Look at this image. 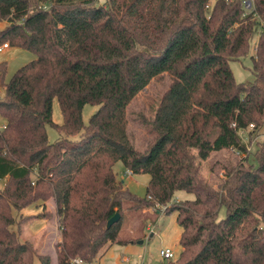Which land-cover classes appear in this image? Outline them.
<instances>
[{
    "label": "trees",
    "instance_id": "trees-1",
    "mask_svg": "<svg viewBox=\"0 0 264 264\" xmlns=\"http://www.w3.org/2000/svg\"><path fill=\"white\" fill-rule=\"evenodd\" d=\"M0 22V45L36 54L9 80L0 63V264H51L12 228L14 209L51 199L57 264H94L142 239L147 223L136 237L125 220L141 210L156 221L162 205L183 228L167 264H264V0L250 11L242 0H0ZM256 37L254 80L239 82L230 62ZM165 75L138 147L127 107ZM86 104L98 106L87 123ZM47 125L61 137L51 142ZM119 161L149 174L144 196L118 177ZM179 190L194 196L176 199Z\"/></svg>",
    "mask_w": 264,
    "mask_h": 264
},
{
    "label": "rangeland",
    "instance_id": "rangeland-1",
    "mask_svg": "<svg viewBox=\"0 0 264 264\" xmlns=\"http://www.w3.org/2000/svg\"><path fill=\"white\" fill-rule=\"evenodd\" d=\"M100 1L103 3L106 2V0ZM6 25V22H0V28L5 27ZM256 41L257 37L254 39V43L251 45L248 55L230 62L234 76L239 82L250 83L254 80L251 54L255 53ZM34 58H36L34 52L22 47L10 45L9 47L4 48L0 51V63L6 62L7 69L5 79L9 80L20 66ZM168 81L169 77L167 75L162 78H153L151 82L132 99L127 107L129 117L128 133L132 142L138 147L148 145V142L151 139V134L148 130L145 119L152 116L153 109L157 105L160 94L163 92ZM3 95L4 88L0 85V98H2ZM97 107V105L92 104L85 105L83 111L85 123L89 121L91 114L97 109ZM53 120L57 123L63 121L61 107L57 98H55L53 102ZM5 122V116L0 113V128H2V124ZM47 133L51 142H54L61 137L60 131L50 125H47ZM256 139H264V127L261 128L260 134ZM250 146L252 147V150H255L257 147L256 144ZM122 167V163L120 161L117 162L115 167L116 170L120 172ZM123 175L126 177L123 179H125L127 186H129L133 192L139 196L145 195L146 183L149 178L148 173L132 175L124 173ZM193 196V193L184 190H179L175 194L176 199L191 198ZM163 207L165 206H160L161 209ZM149 209L152 211V207ZM13 213L15 216V224H13L12 228L18 233L19 237L24 241L29 240L32 242L38 252L50 254L51 264H57L55 247L56 243L61 240V232L54 201L52 199L49 200L44 207L39 205L36 206V204L33 203L20 210L14 209ZM44 213L47 214L44 215ZM141 213H143L141 210L133 211L132 217L125 220L124 227L122 226L125 233L132 234L134 231L135 233H133V236L137 237L141 235V231H139L141 226L144 227L146 223L153 224L154 229L150 232L147 231V233L145 231L147 236L139 239L143 240V242L134 243L135 249L141 254L138 255L137 252L128 253L127 244H114V254L112 256H106L104 258V264H167L170 260L178 257L175 253L177 257L167 260L159 255V249L164 242V235L167 233V225L169 227L168 221L171 220V216H164L162 218L157 216L156 221L151 222V217H149V219L140 218L144 217ZM153 232H155V234L151 235ZM176 246H178V244ZM128 254L131 258H138V261L127 262L125 257Z\"/></svg>",
    "mask_w": 264,
    "mask_h": 264
},
{
    "label": "crops",
    "instance_id": "crops-1",
    "mask_svg": "<svg viewBox=\"0 0 264 264\" xmlns=\"http://www.w3.org/2000/svg\"><path fill=\"white\" fill-rule=\"evenodd\" d=\"M7 47H9V46H6L5 48H7ZM4 124L5 123L2 124V127L4 126ZM121 170H122V168H121ZM124 173H125V171L122 170L121 173H120V175H118V177H120V178H126L123 175ZM124 181H125V179H124ZM147 182H148V180H147ZM125 185L127 186L126 181H125ZM156 208L157 207H154V208H152V210H154ZM163 208L162 209L161 208H157L158 209L157 210L158 217L159 218H162L164 216H169L170 215L171 216V220L168 221L170 228L167 225V233H165V235H164V242L162 243L161 247H164V246L165 247L166 246L167 247H172L174 249L175 253L178 254L180 252L181 248H182L181 245H180V243H179V241H180V237H181L182 232H183V228L176 221L177 212H174V213H171V214H165ZM153 229H154L153 228V224L149 223V224H147L145 231L147 233V231L150 232ZM153 234H155V232H153L151 235H153ZM60 238H61V236H60ZM136 242H138V241H136ZM134 243H135L134 241H131V242L127 243V251H128V253H135V252H137V254L140 255L141 253L137 249H135V247H134L135 244ZM177 244H178V246H176ZM113 254H114V248H113V245H111L110 247H108L106 249V251H104V253L100 257L97 258V260L95 261L94 264H104V258L106 256H108V255L109 256H112ZM125 259H126L127 262H132V261L137 262L138 261V258H131L129 256V254L125 257Z\"/></svg>",
    "mask_w": 264,
    "mask_h": 264
},
{
    "label": "built area",
    "instance_id": "built-area-1",
    "mask_svg": "<svg viewBox=\"0 0 264 264\" xmlns=\"http://www.w3.org/2000/svg\"><path fill=\"white\" fill-rule=\"evenodd\" d=\"M253 1H254V0H242V2H243V4H244V7H245V9H246L247 11L252 10ZM6 46H8V43H5V44H3V45H0V51H1L2 49H4ZM251 126H252V125H251ZM240 133L244 135L245 130H241ZM125 174L132 175L133 173H132L131 170L127 169V170L125 171ZM159 254H160V256H161L162 258L167 259V260H170V259H173V258L176 257V254H175L174 249H172L171 247H167V246H166V247H165V246H164V247H161V248L159 249ZM75 261H76L78 264H82V263H83V260H82L80 257L75 258Z\"/></svg>",
    "mask_w": 264,
    "mask_h": 264
},
{
    "label": "water",
    "instance_id": "water-1",
    "mask_svg": "<svg viewBox=\"0 0 264 264\" xmlns=\"http://www.w3.org/2000/svg\"><path fill=\"white\" fill-rule=\"evenodd\" d=\"M120 218V213L117 212L115 213V215H113L107 222V226L110 227L113 223H115L116 221H118ZM139 243H142L143 240H138Z\"/></svg>",
    "mask_w": 264,
    "mask_h": 264
}]
</instances>
